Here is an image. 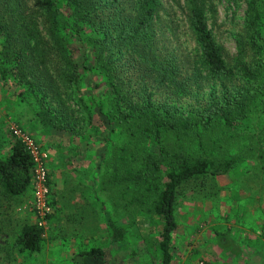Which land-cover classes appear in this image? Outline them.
<instances>
[{"label":"trees","instance_id":"obj_1","mask_svg":"<svg viewBox=\"0 0 264 264\" xmlns=\"http://www.w3.org/2000/svg\"><path fill=\"white\" fill-rule=\"evenodd\" d=\"M175 1L184 29L162 0H0L1 79L20 86L18 96L31 101L41 126L92 142L102 134L105 183L132 199L143 193L148 201L136 203L161 218V264L171 263L182 183L226 175L246 155L264 167L261 0H244L231 57L209 27L213 3ZM186 32L194 48L183 52ZM250 120L257 130L244 133ZM9 133L6 154L0 145V195L16 199L32 189L37 162ZM105 219L110 241L122 242L126 228L110 214ZM43 234L36 219L13 244L38 254ZM74 257V264H108L102 247Z\"/></svg>","mask_w":264,"mask_h":264},{"label":"rangeland","instance_id":"obj_2","mask_svg":"<svg viewBox=\"0 0 264 264\" xmlns=\"http://www.w3.org/2000/svg\"><path fill=\"white\" fill-rule=\"evenodd\" d=\"M162 1L184 29L185 18L176 1ZM211 3L216 12L208 17L209 27L231 57L244 19V0ZM261 7L264 11V0ZM181 40L183 52L194 48L188 32ZM19 90L12 78L0 77L1 152L9 150L11 131L30 146L37 165L33 187L25 195L16 199L0 195V264H74L77 252L92 246L107 251L108 264H161V218L136 203V198L148 201L143 193L134 192L132 199L118 185L105 183L108 149L102 134H96L92 142L41 126L34 105L19 97ZM241 128L244 133L253 132L257 120ZM260 162L246 155L226 175L204 181L196 178L178 187L170 264H264V240L253 241L255 235L264 239ZM106 214L126 228L122 242L110 241ZM36 219L44 227L42 250L32 255L20 252L13 244L16 234Z\"/></svg>","mask_w":264,"mask_h":264},{"label":"crops","instance_id":"obj_3","mask_svg":"<svg viewBox=\"0 0 264 264\" xmlns=\"http://www.w3.org/2000/svg\"><path fill=\"white\" fill-rule=\"evenodd\" d=\"M257 233H258V232H257ZM255 234H256V233H255ZM255 237H256V238H255ZM257 237H258V236L255 235V236H254L255 239L253 238V241H255L256 244H258L259 242H263V240H264L263 238H262V239H261V238L258 239ZM251 241H252V240H251ZM259 244H260V243H259Z\"/></svg>","mask_w":264,"mask_h":264}]
</instances>
